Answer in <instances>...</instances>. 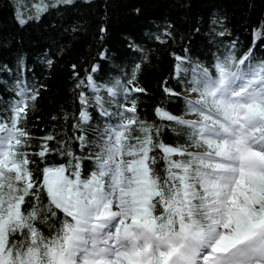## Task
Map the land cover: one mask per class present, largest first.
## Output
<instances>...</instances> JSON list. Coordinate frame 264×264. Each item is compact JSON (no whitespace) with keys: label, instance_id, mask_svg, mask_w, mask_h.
Wrapping results in <instances>:
<instances>
[{"label":"snow or ice","instance_id":"snow-or-ice-1","mask_svg":"<svg viewBox=\"0 0 264 264\" xmlns=\"http://www.w3.org/2000/svg\"><path fill=\"white\" fill-rule=\"evenodd\" d=\"M235 44L215 57L214 73L193 66L196 98L185 105L197 119L155 109L186 137L182 145L158 141L160 127L136 115L131 94L144 91L134 86L140 65L127 85H96L89 74L101 115L119 122L106 124L86 179L76 157L33 173L20 123L39 92L18 82L17 99L0 116V264H264V60L253 61L251 48L237 58ZM176 60L177 76L187 74L185 58ZM101 88L130 104L113 100L117 111L110 113ZM80 103L74 128L90 119L83 92ZM44 139L35 153L42 160L54 151L47 145L54 137Z\"/></svg>","mask_w":264,"mask_h":264},{"label":"trees","instance_id":"trees-1","mask_svg":"<svg viewBox=\"0 0 264 264\" xmlns=\"http://www.w3.org/2000/svg\"><path fill=\"white\" fill-rule=\"evenodd\" d=\"M42 1L47 0H0V116H7L17 99L18 82L38 90L20 123L29 133L25 150L35 175L45 164L68 165L73 157L78 158L81 178L95 169L100 136L106 124L118 123L119 117L101 115L96 93L87 86L89 74L96 85L107 87L117 80L127 85L140 65L134 86L144 91L131 94L136 115L160 127L158 141L175 146L185 144L186 137L173 131V123L161 120L155 109L191 119L182 93L191 88L194 65L214 73L215 57L224 55L233 42L237 58L251 48L253 61L264 60V33L253 43L254 33L264 30V0H71L51 4L21 25L16 12L32 13ZM177 56L185 58L187 74L177 76ZM165 87L178 95L167 94ZM82 92L89 100L90 119L74 128ZM100 94L110 113L117 111L113 100L130 104L123 95L110 98L104 88ZM49 135L54 139L47 145L54 151L42 160L35 153ZM81 135L83 142L77 139ZM59 150L73 155H60ZM163 168L159 161L157 169ZM41 230L49 234L46 226Z\"/></svg>","mask_w":264,"mask_h":264},{"label":"rangeland","instance_id":"rangeland-1","mask_svg":"<svg viewBox=\"0 0 264 264\" xmlns=\"http://www.w3.org/2000/svg\"><path fill=\"white\" fill-rule=\"evenodd\" d=\"M58 2H61V0H53V1L47 0V1L38 2V3H36V4L34 5V9H33V12H32V13H29V14H21L20 11L18 10V11L16 12V17H17L18 20H19L20 18H23V19L27 20V19H29L32 15H38V14L41 13V11H38V10H37V7H36L37 5H39V4L42 3V4L45 5L46 8H47L49 5H51V4H56V3H58ZM42 12H43V11H42ZM184 96H186V97H188V98H190V99H195V98H196V93L191 92L190 89H189L188 91H185V92H184ZM190 118H191V119H197V117H196L195 115H193V114L190 115Z\"/></svg>","mask_w":264,"mask_h":264}]
</instances>
